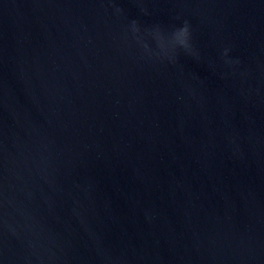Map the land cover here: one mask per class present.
Wrapping results in <instances>:
<instances>
[{"label":"water","instance_id":"water-1","mask_svg":"<svg viewBox=\"0 0 264 264\" xmlns=\"http://www.w3.org/2000/svg\"><path fill=\"white\" fill-rule=\"evenodd\" d=\"M0 264H264V0H0Z\"/></svg>","mask_w":264,"mask_h":264},{"label":"clouds","instance_id":"clouds-1","mask_svg":"<svg viewBox=\"0 0 264 264\" xmlns=\"http://www.w3.org/2000/svg\"><path fill=\"white\" fill-rule=\"evenodd\" d=\"M133 27L135 28V22H133ZM189 40H190L189 26L187 22H185L182 28L177 29L173 33L172 39L170 41V47L173 49V51L176 48L189 50L190 49ZM165 55H167V50H165ZM225 55H227V52H225Z\"/></svg>","mask_w":264,"mask_h":264}]
</instances>
